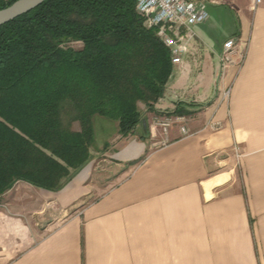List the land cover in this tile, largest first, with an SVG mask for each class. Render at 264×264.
<instances>
[{"label": "crops", "instance_id": "crops-1", "mask_svg": "<svg viewBox=\"0 0 264 264\" xmlns=\"http://www.w3.org/2000/svg\"><path fill=\"white\" fill-rule=\"evenodd\" d=\"M247 1L208 3L179 30L187 52L162 98L103 145L111 173L93 131L90 161L60 190L17 181L0 195V264H264V0ZM228 38L239 51L221 68ZM175 110L165 136L153 119Z\"/></svg>", "mask_w": 264, "mask_h": 264}, {"label": "trees", "instance_id": "trees-1", "mask_svg": "<svg viewBox=\"0 0 264 264\" xmlns=\"http://www.w3.org/2000/svg\"><path fill=\"white\" fill-rule=\"evenodd\" d=\"M135 3L45 0L0 26V195L17 181L60 190L91 159L93 117L126 137L141 121L138 103L154 110L172 64Z\"/></svg>", "mask_w": 264, "mask_h": 264}, {"label": "built area", "instance_id": "built-area-1", "mask_svg": "<svg viewBox=\"0 0 264 264\" xmlns=\"http://www.w3.org/2000/svg\"><path fill=\"white\" fill-rule=\"evenodd\" d=\"M261 0H254L257 4ZM208 3H216V0H136L135 10L143 18L144 27L155 29L156 37L161 41L170 54L172 65H179L187 52V47L183 37L177 33L181 28L189 29L196 23L203 22L207 17L206 7ZM239 47L235 39L228 38L222 43L219 62L221 68L234 64L233 57L238 53ZM239 63L243 59L240 51ZM228 91H225L222 98H226ZM183 118L164 117L154 118L153 125L162 129L166 136L167 129L174 122H182ZM213 128H217L216 123H212ZM182 134H186L185 128L181 127ZM166 141L164 137L163 143ZM162 143V144H163Z\"/></svg>", "mask_w": 264, "mask_h": 264}, {"label": "rangeland", "instance_id": "rangeland-1", "mask_svg": "<svg viewBox=\"0 0 264 264\" xmlns=\"http://www.w3.org/2000/svg\"><path fill=\"white\" fill-rule=\"evenodd\" d=\"M239 1L242 3L248 2L247 0H239ZM65 47H70V48H73L75 50H79L82 48V44L79 42H71V43L65 44ZM138 110L141 114V117H144V116H146V114L148 112H151L142 103H138ZM98 119L105 122V127H103V128L101 127L102 129H100L98 127L97 122L96 121L93 122V131H94V136H95L94 146L97 148V153H98V155L96 157L97 162H98L97 163V170L101 171V173H103V174H105L106 172H109V171L111 173L112 170L110 169L109 164H107L105 161L102 162L101 160L104 159L103 154L105 153V147H103V145H104V143H106V140H108L110 134L112 133V128H113L114 122L109 121V120L104 119V118H98ZM71 128L73 131H74V129H78V122L72 123ZM114 133H115V131H114ZM114 139L116 140L117 136H115Z\"/></svg>", "mask_w": 264, "mask_h": 264}, {"label": "water", "instance_id": "water-1", "mask_svg": "<svg viewBox=\"0 0 264 264\" xmlns=\"http://www.w3.org/2000/svg\"><path fill=\"white\" fill-rule=\"evenodd\" d=\"M45 0H16L10 6L0 10V26L35 9Z\"/></svg>", "mask_w": 264, "mask_h": 264}]
</instances>
